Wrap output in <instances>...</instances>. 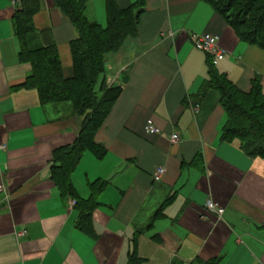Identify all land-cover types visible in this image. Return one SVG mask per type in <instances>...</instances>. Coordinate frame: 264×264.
<instances>
[{"label": "crops", "instance_id": "obj_1", "mask_svg": "<svg viewBox=\"0 0 264 264\" xmlns=\"http://www.w3.org/2000/svg\"><path fill=\"white\" fill-rule=\"evenodd\" d=\"M115 2L137 11L138 35L106 57L107 84L123 89L96 134L106 154L85 152L72 175L84 200L90 184L108 182L88 235L74 200L51 180L53 152L74 143L82 118L18 87L32 67L19 59L17 1L0 0V264H132V255L136 264H264V159L221 140L227 116L217 91L199 96L210 60L191 37L219 38L227 54L215 68L247 94L256 76L264 92V51L203 0ZM86 17L106 27L105 0H89ZM34 25L42 40L52 36L71 78L74 25L52 0H40ZM150 120L160 134L146 133ZM160 166L168 172L155 183ZM208 201L225 209L221 218Z\"/></svg>", "mask_w": 264, "mask_h": 264}, {"label": "trees", "instance_id": "obj_2", "mask_svg": "<svg viewBox=\"0 0 264 264\" xmlns=\"http://www.w3.org/2000/svg\"><path fill=\"white\" fill-rule=\"evenodd\" d=\"M14 1H17V12L13 26L20 42L19 59L32 67L26 81L18 87L36 89L42 105L71 104L74 113L82 118L81 130L74 143L53 152L51 180L64 200L76 202L78 228L93 235L92 214L99 205L98 196L108 182L90 184L91 197L84 200L73 185L72 175L85 152H92L98 159L106 154L103 145L96 142V134L123 90L121 86L107 84L104 76L106 57L118 52L127 38L138 35L139 14L133 7L120 9L115 0H105L107 24L102 27L86 17L89 0H52L78 34L71 43L74 75L66 78L52 36L48 33L42 40L35 28L34 18L39 12L40 0ZM203 1L225 19L240 41L264 51V0ZM143 2L140 0V3ZM209 90L219 93V103L227 116L221 140L229 144L238 141L240 149L248 156L264 159V92L261 78L256 76L253 79L251 92L247 94L228 75L218 72L209 63L208 79L200 88L199 96L203 97ZM136 260V255H132V264H136Z\"/></svg>", "mask_w": 264, "mask_h": 264}, {"label": "built area", "instance_id": "obj_3", "mask_svg": "<svg viewBox=\"0 0 264 264\" xmlns=\"http://www.w3.org/2000/svg\"><path fill=\"white\" fill-rule=\"evenodd\" d=\"M191 41L195 49H197L198 51L208 56L210 63L213 66H217L218 63L223 61L226 57L227 53L225 50H223L220 47L219 38L217 36H214L209 33H204L201 35L194 34L191 37ZM198 109H199V106L196 107V110ZM146 133L150 135H158L161 132L157 128V126L154 124V122L150 120L147 122V125H146ZM179 141H180V138L177 134H173L171 136V142L173 144H178ZM0 149L5 150L6 147L1 146ZM167 172L168 170L166 167L164 166L158 167L153 174L154 182L160 183L163 180V178L167 175ZM4 191H5V187L3 185H0V194L3 193ZM73 204L75 205L76 202L74 201ZM206 208L209 212L215 213L219 218H221L225 212V209L221 205L213 201H208L206 204Z\"/></svg>", "mask_w": 264, "mask_h": 264}, {"label": "bare ground", "instance_id": "obj_4", "mask_svg": "<svg viewBox=\"0 0 264 264\" xmlns=\"http://www.w3.org/2000/svg\"><path fill=\"white\" fill-rule=\"evenodd\" d=\"M129 80V79H128ZM127 163V162H126ZM172 204V203H171Z\"/></svg>", "mask_w": 264, "mask_h": 264}, {"label": "rangeland", "instance_id": "obj_5", "mask_svg": "<svg viewBox=\"0 0 264 264\" xmlns=\"http://www.w3.org/2000/svg\"><path fill=\"white\" fill-rule=\"evenodd\" d=\"M199 35H201V34H199Z\"/></svg>", "mask_w": 264, "mask_h": 264}]
</instances>
